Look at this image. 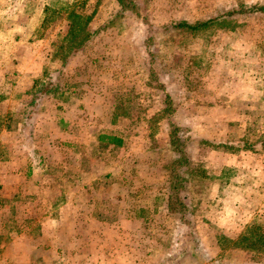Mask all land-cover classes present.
<instances>
[{"label":"rangeland","instance_id":"rangeland-1","mask_svg":"<svg viewBox=\"0 0 264 264\" xmlns=\"http://www.w3.org/2000/svg\"><path fill=\"white\" fill-rule=\"evenodd\" d=\"M253 5L0 0L1 259L264 264V12L226 15Z\"/></svg>","mask_w":264,"mask_h":264},{"label":"trees","instance_id":"trees-1","mask_svg":"<svg viewBox=\"0 0 264 264\" xmlns=\"http://www.w3.org/2000/svg\"><path fill=\"white\" fill-rule=\"evenodd\" d=\"M127 5H129V4H127ZM131 7H132V5H131ZM245 12H251V13H253V12L254 13L255 12H264V7H261V6H258V5H253L250 8H243L241 10L229 11V12L226 13V15H230L231 16L233 14L245 13ZM72 14L77 17L76 20H77V23H78L79 22V20H78L79 19V15L77 13H74V12ZM214 20H215V18H211V19H208L206 21L198 22L196 24H191L189 22H178L174 26L175 27H177V26L178 27H186L188 29H197L198 27H203V26H206V25L210 24ZM72 26H73V28L70 29V32L72 31L73 34H76V32L78 31L79 27L77 29H75L76 26L75 25H72ZM168 107L170 109L171 105H170L169 99L167 98V108ZM97 139H99V141H100L99 143L103 144V145L113 144L115 146H120L122 144V139L119 138L118 136L112 135V134H99L97 136ZM173 145H174V148H173L174 149V153L176 154V156L174 157V159L172 161V169L182 166V163L186 160L185 153H184L185 152L184 144H181L183 146H179L177 144V142H176V139H175L173 141ZM174 177L179 178V176H178V174H176V172H174ZM176 187H177V185L175 183H173V188H172V184H171V186H170L171 192L175 193V191H177ZM179 204H182V206H183V203L181 201L179 202Z\"/></svg>","mask_w":264,"mask_h":264},{"label":"crops","instance_id":"crops-1","mask_svg":"<svg viewBox=\"0 0 264 264\" xmlns=\"http://www.w3.org/2000/svg\"><path fill=\"white\" fill-rule=\"evenodd\" d=\"M50 215L51 214H49V215H43V218H47L48 219V221H47V225L46 226H43V229H42V232H43V234H46V235H48V233L50 232V230H53V225H54V221H51L50 219H49V217H50ZM32 217V216H31ZM35 217H37L36 215L35 216H33V218H35ZM31 222V220L30 221H26V226H24L23 228L25 229L26 227H27V230H29L30 231V234H31V236H32V232H33V230H35L34 229V226L32 225V223H30ZM24 229H23V231L20 229V231H19V233H21L20 235H24ZM18 233V234H19ZM51 240V239H50ZM44 244L45 245H50L51 246V248H49V249H54V246H52V244H50V242H44ZM37 245L38 244H32V243H30L29 244V248H30V250L32 251V249H35V248H37ZM43 245V244H42ZM2 247V245H0V249H2L1 248ZM46 247H48V246H46ZM6 260V259H5ZM4 259H1L0 258V264H19V262H17V261H13V262H6ZM27 264H30V263H27Z\"/></svg>","mask_w":264,"mask_h":264}]
</instances>
